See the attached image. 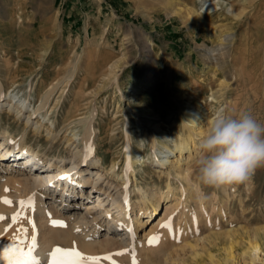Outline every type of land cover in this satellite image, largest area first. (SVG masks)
<instances>
[{"label":"rangeland","instance_id":"obj_1","mask_svg":"<svg viewBox=\"0 0 264 264\" xmlns=\"http://www.w3.org/2000/svg\"><path fill=\"white\" fill-rule=\"evenodd\" d=\"M229 5L238 16L227 11ZM151 74L156 82L147 85ZM0 77L5 95L10 88L16 100L26 98L28 110L56 89L45 112L50 122L40 135L14 114L0 124V132L29 136L33 149L49 158L69 151V135L82 130L76 119L94 113L98 154L106 168L115 161L121 176L127 130L133 160L140 159L130 175L132 201L139 198L138 188L166 191L170 185L183 202L186 222L166 239L167 264H227L232 241L236 263L259 264L244 251L251 235L264 230V167L246 184L205 185L197 164L203 137L194 139L197 150L184 167L187 182L173 175L167 180L152 161L166 151L163 144L174 148L192 110L210 119L221 111L248 112L264 125V0H0ZM130 86L139 92L125 99ZM50 126L55 137L45 131ZM141 142L145 150L137 152ZM93 200L82 201L76 212L83 215ZM167 204L140 227L137 241L161 222Z\"/></svg>","mask_w":264,"mask_h":264},{"label":"bare ground","instance_id":"obj_2","mask_svg":"<svg viewBox=\"0 0 264 264\" xmlns=\"http://www.w3.org/2000/svg\"><path fill=\"white\" fill-rule=\"evenodd\" d=\"M227 11L232 16L239 15L230 9V5ZM213 51L208 50V56ZM147 79V85L156 82L155 74ZM138 88L130 86L122 97H135ZM9 90L5 95V86L0 77V124L9 122V115L14 114L18 120L23 117L25 127L34 125L33 134L40 135L46 122H50L51 117H47L45 112L56 89L49 88L36 108L29 104L31 110L27 108L29 101L26 98L23 101L16 100L17 94ZM189 113L187 123L177 134L178 142L174 148L163 144L166 151L161 153L162 156L153 155L155 172L167 180L173 175L178 180L182 178L188 181L186 168L190 166L189 160L197 150L194 139L204 137L213 120L196 110ZM38 116H41L42 121L34 122ZM94 117L93 113L85 119L77 118L74 122L81 125L82 130L69 135L67 143L72 148L60 151L52 158L35 151L29 144V136L0 132V258L14 259L13 263L0 264H37V261L39 264H50V254L57 248L61 249L57 264H167L168 256H164L166 239L174 235L176 230L179 232L186 222L185 211L181 209L183 202L175 197L176 188L170 185H166V191L138 188L139 198L132 201L130 194L134 190L130 191L128 187L131 177L135 178V175H130L135 171L134 165L140 163V159L133 160L132 138L125 129V170L121 176L116 175L117 163L113 161L106 168L98 154ZM162 127L160 130H163ZM52 128L47 127V135L54 134L55 128ZM163 134L165 138L168 137L167 132ZM144 150V142L137 144V152ZM30 152L37 155H31ZM183 158L187 162L181 164ZM66 173L67 178L58 182L57 177ZM111 181L118 184L114 185ZM84 189H89V192L84 194ZM90 198L95 200L84 205L83 215L81 212L78 214L77 207L82 205V201H91ZM164 202H170L163 210L164 219L158 222L159 226L154 227L151 233L160 232L155 235L157 239L153 241L154 237L150 234L144 241H137L140 227L151 223L149 219L154 217ZM54 221H61L63 226H54ZM98 236L103 238L98 239ZM226 236L228 238L230 234ZM232 243L225 250V263L238 264L232 254ZM246 249L244 253L249 254L251 261L264 264V258L260 257L264 253V230H256L251 235ZM7 250H11L10 257L4 255ZM73 252L78 255H72Z\"/></svg>","mask_w":264,"mask_h":264},{"label":"clouds","instance_id":"obj_3","mask_svg":"<svg viewBox=\"0 0 264 264\" xmlns=\"http://www.w3.org/2000/svg\"><path fill=\"white\" fill-rule=\"evenodd\" d=\"M200 180L208 186L242 185L264 167V125L250 113L214 118L199 145Z\"/></svg>","mask_w":264,"mask_h":264},{"label":"snow or ice","instance_id":"obj_4","mask_svg":"<svg viewBox=\"0 0 264 264\" xmlns=\"http://www.w3.org/2000/svg\"><path fill=\"white\" fill-rule=\"evenodd\" d=\"M5 203H7V201H5ZM54 226H63V223L61 221H54L53 222ZM61 253V249L57 248V249H54L53 252L50 254L51 256V260H50V264H57L58 262V259H59V256L58 254ZM4 255L6 257H10L11 255V250H7ZM72 255H78L76 253H72ZM37 264H39V262L37 261Z\"/></svg>","mask_w":264,"mask_h":264}]
</instances>
